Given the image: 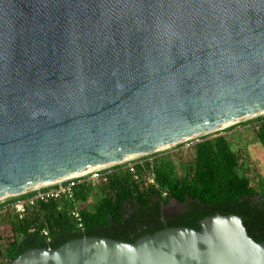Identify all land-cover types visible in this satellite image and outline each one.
<instances>
[{
  "label": "water",
  "instance_id": "obj_1",
  "mask_svg": "<svg viewBox=\"0 0 264 264\" xmlns=\"http://www.w3.org/2000/svg\"><path fill=\"white\" fill-rule=\"evenodd\" d=\"M263 113L264 0H0V199ZM6 264H264V241L215 213Z\"/></svg>",
  "mask_w": 264,
  "mask_h": 264
},
{
  "label": "trees",
  "instance_id": "obj_2",
  "mask_svg": "<svg viewBox=\"0 0 264 264\" xmlns=\"http://www.w3.org/2000/svg\"><path fill=\"white\" fill-rule=\"evenodd\" d=\"M247 122L253 130V141L264 151V116L235 124ZM237 151L227 135L199 136L188 159L158 151L137 166L139 172L150 170L156 185H145L124 166H115L104 183L93 185L81 180L72 198L38 201L21 218L8 210L0 215V264L31 248L54 249L81 237L132 243L164 228L185 226L197 230L200 219L215 213L239 216L248 236L263 242L264 190L258 193L250 184L248 175L241 171ZM171 199L183 207L164 214L163 205ZM72 209L79 211L82 229L72 219ZM43 229L48 232L49 242L41 233Z\"/></svg>",
  "mask_w": 264,
  "mask_h": 264
},
{
  "label": "built area",
  "instance_id": "obj_3",
  "mask_svg": "<svg viewBox=\"0 0 264 264\" xmlns=\"http://www.w3.org/2000/svg\"><path fill=\"white\" fill-rule=\"evenodd\" d=\"M138 157H133V158H129L126 160H122V161L113 163L111 165L92 168L80 174L70 176L66 179L53 182V183H49V184H45V185H41V186H37L29 191L14 195V197L15 196L18 197L19 195H23L25 193L31 192L29 196L17 198L16 200L12 201L8 205L0 206V215H2L3 213L9 210L15 213L18 216V218H21L27 212V210L32 209L38 201L46 202L50 199H56L59 197L72 198L74 187L81 180H86L92 183L93 185L98 184V183H104L106 181V176L110 172V170L114 168L115 165L119 166L117 164H121V163H124L123 166L129 170V172L132 174L135 180L143 181L145 185L147 184L156 185L154 175L150 170L147 172L138 171L137 166H141L143 162L140 163V162L131 161ZM164 194L165 193H163V195ZM4 200L5 198L0 199V203H2ZM70 215L72 219L76 222L77 227L82 229L83 225H82V220H81L79 211L76 209H72L70 211ZM41 233L45 237L46 241L49 242L50 237L48 235L47 230L43 229Z\"/></svg>",
  "mask_w": 264,
  "mask_h": 264
},
{
  "label": "rangeland",
  "instance_id": "obj_4",
  "mask_svg": "<svg viewBox=\"0 0 264 264\" xmlns=\"http://www.w3.org/2000/svg\"><path fill=\"white\" fill-rule=\"evenodd\" d=\"M261 116H264V113L261 114ZM230 126L231 125L207 133L205 135H214V133L227 135L231 143L235 147H237L238 150L237 157L241 171H243L246 175H248V177L250 178V184L254 187V189L258 193H260L264 190V151L258 145V143H255L253 141L254 134H253V130L251 129L250 122L243 124H233V126L231 127ZM196 141H197V137L183 141L181 143H178L161 151H163L162 152L163 154H170L172 157L185 160L189 158L190 156L189 150L192 144ZM146 159H150L149 154L142 155L131 161L141 163L144 162ZM117 165L123 166L124 163ZM182 207L183 204L178 203L175 200L171 199L169 202L163 205V212L164 214H171L173 212H178L180 209H182Z\"/></svg>",
  "mask_w": 264,
  "mask_h": 264
},
{
  "label": "crops",
  "instance_id": "obj_5",
  "mask_svg": "<svg viewBox=\"0 0 264 264\" xmlns=\"http://www.w3.org/2000/svg\"><path fill=\"white\" fill-rule=\"evenodd\" d=\"M18 197L17 196H11V197H7V198H5V200L2 202V203H0V206H3V205H8V204H10L12 201H14V200H16Z\"/></svg>",
  "mask_w": 264,
  "mask_h": 264
},
{
  "label": "bare ground",
  "instance_id": "obj_6",
  "mask_svg": "<svg viewBox=\"0 0 264 264\" xmlns=\"http://www.w3.org/2000/svg\"><path fill=\"white\" fill-rule=\"evenodd\" d=\"M227 124H224L222 127H225ZM220 127H217V128H213L212 130H216V129H219ZM212 130H210V131H206V132H204V133H202V134H206V133H208V132H212ZM197 137H199V136H197ZM138 157V156H137ZM126 159H128V158H126ZM125 159V160H126ZM112 163H116V162H112ZM112 163H109V164H105V165H102V166H106V165H111ZM101 167V166H100ZM80 174V173H79Z\"/></svg>",
  "mask_w": 264,
  "mask_h": 264
}]
</instances>
